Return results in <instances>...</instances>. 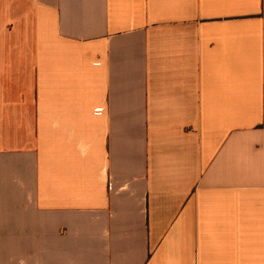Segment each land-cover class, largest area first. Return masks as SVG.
Segmentation results:
<instances>
[{
  "label": "crops",
  "instance_id": "1",
  "mask_svg": "<svg viewBox=\"0 0 264 264\" xmlns=\"http://www.w3.org/2000/svg\"><path fill=\"white\" fill-rule=\"evenodd\" d=\"M0 264H264V0H0Z\"/></svg>",
  "mask_w": 264,
  "mask_h": 264
}]
</instances>
